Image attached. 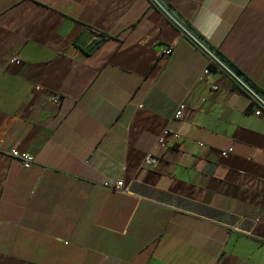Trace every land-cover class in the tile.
I'll list each match as a JSON object with an SVG mask.
<instances>
[{
    "label": "crops",
    "instance_id": "crops-1",
    "mask_svg": "<svg viewBox=\"0 0 264 264\" xmlns=\"http://www.w3.org/2000/svg\"><path fill=\"white\" fill-rule=\"evenodd\" d=\"M159 1L264 96V0ZM209 60L150 0H0V264H264V108Z\"/></svg>",
    "mask_w": 264,
    "mask_h": 264
},
{
    "label": "built area",
    "instance_id": "built-area-1",
    "mask_svg": "<svg viewBox=\"0 0 264 264\" xmlns=\"http://www.w3.org/2000/svg\"><path fill=\"white\" fill-rule=\"evenodd\" d=\"M172 52H173V45H170L166 47L163 54L167 57V56H170ZM209 59H210L209 60L210 64H213L215 65V67H217V69L222 70V68L218 66L211 58ZM12 62L16 64L19 63V61L16 59L15 56L12 58ZM208 72H209V69L206 68L204 69L203 74H207ZM184 108H185L184 101L177 103L173 111L172 119L180 120L182 118ZM259 113L260 112L258 110L255 111V115H258ZM168 137L177 139L179 135L176 133H171L167 128L163 129L161 133L158 135V137L156 138L154 146L145 154L143 162H142V168H146V169L152 168L156 165L158 159L160 158V153L167 147ZM10 157L17 159L22 169L29 168L33 163L32 157L28 155L27 153H18L17 151L13 150L10 152ZM102 187L112 192H124L125 191L123 182L120 178H117L114 180H105L102 182Z\"/></svg>",
    "mask_w": 264,
    "mask_h": 264
},
{
    "label": "water",
    "instance_id": "water-1",
    "mask_svg": "<svg viewBox=\"0 0 264 264\" xmlns=\"http://www.w3.org/2000/svg\"><path fill=\"white\" fill-rule=\"evenodd\" d=\"M158 9H160L195 45H197L209 58H211L222 70L235 81L251 98L264 108V96L252 87L237 71H235L228 63H226L217 53L208 47L197 35H195L184 23H182L175 15H173L159 0H150ZM93 33L83 34L77 41L80 47L94 45L98 38ZM88 35H92L89 39Z\"/></svg>",
    "mask_w": 264,
    "mask_h": 264
},
{
    "label": "trees",
    "instance_id": "trees-1",
    "mask_svg": "<svg viewBox=\"0 0 264 264\" xmlns=\"http://www.w3.org/2000/svg\"><path fill=\"white\" fill-rule=\"evenodd\" d=\"M233 68V67H232ZM234 69V68H233ZM235 71H237L239 74L240 72L236 69H234ZM241 75V74H240ZM242 76V75H241ZM243 77V76H242ZM252 87L256 88L250 81H248V79H246L245 77H243Z\"/></svg>",
    "mask_w": 264,
    "mask_h": 264
}]
</instances>
